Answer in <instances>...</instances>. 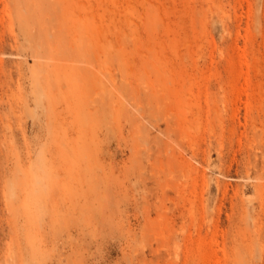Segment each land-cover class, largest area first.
<instances>
[{
    "label": "rangeland",
    "instance_id": "1",
    "mask_svg": "<svg viewBox=\"0 0 264 264\" xmlns=\"http://www.w3.org/2000/svg\"><path fill=\"white\" fill-rule=\"evenodd\" d=\"M0 264H264V0H0Z\"/></svg>",
    "mask_w": 264,
    "mask_h": 264
}]
</instances>
